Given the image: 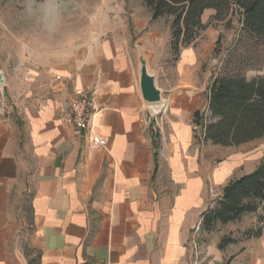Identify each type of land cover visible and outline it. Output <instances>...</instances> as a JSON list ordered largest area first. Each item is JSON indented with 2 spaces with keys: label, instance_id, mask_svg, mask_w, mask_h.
<instances>
[{
  "label": "crops",
  "instance_id": "obj_1",
  "mask_svg": "<svg viewBox=\"0 0 264 264\" xmlns=\"http://www.w3.org/2000/svg\"><path fill=\"white\" fill-rule=\"evenodd\" d=\"M158 19L135 16L134 37L93 36L9 80L16 116H0V264H195L191 235L209 205L206 142L192 121L206 101L174 89L167 107L143 100L141 64L156 74L170 50ZM78 89L97 107L82 134L68 109ZM218 168L215 182L229 172Z\"/></svg>",
  "mask_w": 264,
  "mask_h": 264
},
{
  "label": "rangeland",
  "instance_id": "obj_2",
  "mask_svg": "<svg viewBox=\"0 0 264 264\" xmlns=\"http://www.w3.org/2000/svg\"><path fill=\"white\" fill-rule=\"evenodd\" d=\"M43 0H0V72L4 82L0 84V116L9 117L15 124V109L9 91V80L21 76V70L37 68L53 53L81 46L93 36L130 35L134 37L133 18L147 16L148 9L140 0H61V16L54 30L44 27L39 11L29 14L31 6L38 9ZM214 11L207 9L202 15L206 25L198 37L188 46L182 47L178 55L169 50L155 69V83L161 89V103L167 107L169 92L187 90L196 102H205L207 86L220 66L224 49L235 40L239 31L236 17L213 20ZM155 26L164 33L169 18H160ZM217 41L221 52L213 55ZM17 75V76H16ZM247 78H264V62L244 70ZM157 103L155 105H159ZM167 109V108H165ZM207 165L206 204L213 205L221 194L222 187L232 178L250 172L264 162V135L238 146L204 144ZM226 165L228 174L215 182L213 170ZM223 175L218 168L215 175ZM217 183V184H216ZM23 215L28 216L26 205ZM264 202L254 213L243 215L239 220L223 225L210 232L191 235V258L195 264H255L264 260ZM261 235L247 237L246 231H257ZM230 236L234 242L224 249L218 248L222 237ZM31 264H38L32 256Z\"/></svg>",
  "mask_w": 264,
  "mask_h": 264
},
{
  "label": "trees",
  "instance_id": "obj_3",
  "mask_svg": "<svg viewBox=\"0 0 264 264\" xmlns=\"http://www.w3.org/2000/svg\"><path fill=\"white\" fill-rule=\"evenodd\" d=\"M151 19L169 18L170 51L178 55L203 31L205 10L214 11L213 20L230 24L236 17L239 31L234 42L224 49L220 66L207 86L206 105L193 114L195 138L221 146H238L264 135V78H247L244 70L264 62V0H140ZM217 41L213 51L221 52ZM264 202V162L250 172L230 179L220 196L201 214L198 232H210L218 225L254 213ZM264 215L258 218L261 223ZM262 226L247 237L261 235ZM234 242L222 237L219 249Z\"/></svg>",
  "mask_w": 264,
  "mask_h": 264
},
{
  "label": "built area",
  "instance_id": "obj_4",
  "mask_svg": "<svg viewBox=\"0 0 264 264\" xmlns=\"http://www.w3.org/2000/svg\"><path fill=\"white\" fill-rule=\"evenodd\" d=\"M69 116L77 128L79 134L89 130L91 119L95 115L97 107L93 95L86 94L83 90L75 91V97L69 103ZM91 141L101 147L106 145V140L99 136L92 134ZM199 228V223L195 230Z\"/></svg>",
  "mask_w": 264,
  "mask_h": 264
},
{
  "label": "water",
  "instance_id": "obj_5",
  "mask_svg": "<svg viewBox=\"0 0 264 264\" xmlns=\"http://www.w3.org/2000/svg\"><path fill=\"white\" fill-rule=\"evenodd\" d=\"M3 75L0 72V84H3ZM141 96L148 104H157L161 101V89L156 86L155 75L148 72L143 62L140 67Z\"/></svg>",
  "mask_w": 264,
  "mask_h": 264
},
{
  "label": "clouds",
  "instance_id": "obj_6",
  "mask_svg": "<svg viewBox=\"0 0 264 264\" xmlns=\"http://www.w3.org/2000/svg\"><path fill=\"white\" fill-rule=\"evenodd\" d=\"M29 14L39 11L40 19L43 25L48 30H54L61 16V0H43L38 9H33L31 6L27 10Z\"/></svg>",
  "mask_w": 264,
  "mask_h": 264
}]
</instances>
